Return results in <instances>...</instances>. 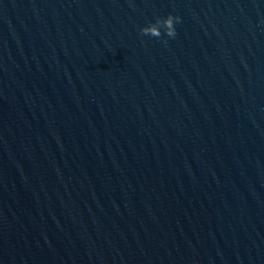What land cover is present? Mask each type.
<instances>
[{
	"label": "water",
	"instance_id": "95a60500",
	"mask_svg": "<svg viewBox=\"0 0 264 264\" xmlns=\"http://www.w3.org/2000/svg\"><path fill=\"white\" fill-rule=\"evenodd\" d=\"M0 264H264V0H0Z\"/></svg>",
	"mask_w": 264,
	"mask_h": 264
}]
</instances>
